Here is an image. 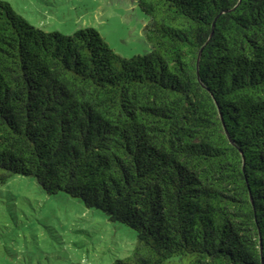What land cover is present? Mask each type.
Returning a JSON list of instances; mask_svg holds the SVG:
<instances>
[{"label":"trees","instance_id":"trees-1","mask_svg":"<svg viewBox=\"0 0 264 264\" xmlns=\"http://www.w3.org/2000/svg\"><path fill=\"white\" fill-rule=\"evenodd\" d=\"M137 2L151 49L127 57L0 0V184L135 229L111 264H263L264 0Z\"/></svg>","mask_w":264,"mask_h":264},{"label":"rangeland","instance_id":"rangeland-1","mask_svg":"<svg viewBox=\"0 0 264 264\" xmlns=\"http://www.w3.org/2000/svg\"><path fill=\"white\" fill-rule=\"evenodd\" d=\"M30 23L72 33L93 26L120 54H144L149 16L137 0H7ZM137 231L59 191L48 194L34 176L0 184V264H111L128 257Z\"/></svg>","mask_w":264,"mask_h":264},{"label":"water","instance_id":"water-1","mask_svg":"<svg viewBox=\"0 0 264 264\" xmlns=\"http://www.w3.org/2000/svg\"><path fill=\"white\" fill-rule=\"evenodd\" d=\"M201 53L199 52L198 60H197V70L199 69V59H200ZM264 264V263H263Z\"/></svg>","mask_w":264,"mask_h":264}]
</instances>
